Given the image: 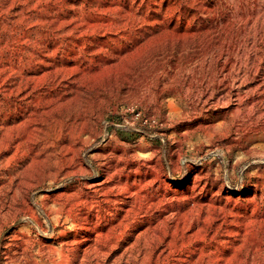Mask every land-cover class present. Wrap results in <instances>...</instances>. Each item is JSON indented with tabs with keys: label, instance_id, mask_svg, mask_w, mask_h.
<instances>
[{
	"label": "rangeland",
	"instance_id": "374dc122",
	"mask_svg": "<svg viewBox=\"0 0 264 264\" xmlns=\"http://www.w3.org/2000/svg\"><path fill=\"white\" fill-rule=\"evenodd\" d=\"M130 2L0 0V201L13 188L31 207L13 223L0 213V264H264V87L236 79L253 24L218 9L235 21L233 75L198 80L186 96L197 108L180 118L147 105L141 59L172 47L126 37ZM126 72L137 74L125 94ZM78 181L104 183L102 204L77 208L90 229L48 212Z\"/></svg>",
	"mask_w": 264,
	"mask_h": 264
},
{
	"label": "bare ground",
	"instance_id": "6f19581e",
	"mask_svg": "<svg viewBox=\"0 0 264 264\" xmlns=\"http://www.w3.org/2000/svg\"><path fill=\"white\" fill-rule=\"evenodd\" d=\"M136 2L137 0L130 2V7L125 8L124 20H120L122 23L120 27L127 35L126 37L132 40L135 34L138 35L136 38H139L141 35L152 33L153 37L147 41L148 46L164 37L172 47L170 52L154 51L147 60L141 59V62L144 61L141 67L147 66L148 63L151 64V68H146V74L144 73L141 84L147 86L145 87L147 89V105H151L153 109L167 104L170 109H175L176 113L180 114V118H187L190 116V111L197 108V104L195 100L189 101L186 96L192 92V87L198 80L206 77L216 80V77L221 74L224 76L233 75V68L229 66V63L231 61L230 47L236 36L233 31L235 21L231 18L220 19L218 17L217 11L222 7L234 9L236 21L251 22L252 27H254L253 44L250 52L244 51L242 53V57H246L247 61L242 68V74H238L236 79L241 83H253L254 85L249 88V92L259 91L264 87L263 80L260 81L259 79L260 76L264 75L262 63L264 55H260L259 45L261 40H264V0H259L261 4L256 14L250 13L251 7H248V0H139L138 4ZM147 2H151L152 5ZM134 5L137 6L136 9ZM193 9H196V12ZM165 23L166 26L160 29L161 33L158 36L155 30H149V27L152 28L157 24ZM172 24H174L173 27H171ZM223 34V40L217 43V38ZM175 45H178V48H175ZM224 46H226L225 49ZM143 49L145 50V47ZM225 53L226 56H224ZM228 69L230 73H226ZM134 74L137 72L130 74L126 72L122 85L123 93H130L131 89L135 87L134 82L136 80L132 81L130 78ZM186 84L187 88L184 89ZM167 96L173 98L166 101ZM238 96L243 97L240 91ZM136 97L137 101H143L142 96L138 97L137 95ZM44 98H46L45 95H41V100ZM222 99H228V95L223 96ZM25 102L28 103V101ZM75 173L88 174L89 171L82 167V169L68 171L64 176ZM103 184V182L78 181L69 189L67 188L64 192L65 199L62 202H58L52 207L49 206L48 212L63 216L64 221L70 222L69 228L71 229L81 225L82 229H90L91 218L88 217L86 222H81L80 217L83 213L78 212L77 208L85 206L88 214H90L93 209V206L90 205L92 202L97 205L102 204L106 198V192L101 193L102 190L100 189ZM8 193L10 195L0 201V213L7 211V214H11L10 222L12 223L21 215L24 218L27 217L31 210L30 205L27 204V198H25L27 208L17 207L16 204L19 201L17 190L12 188ZM24 225L27 226V223ZM59 233L67 236L69 230L64 228ZM23 237H27V234L23 233ZM34 262L38 264V260H34Z\"/></svg>",
	"mask_w": 264,
	"mask_h": 264
}]
</instances>
